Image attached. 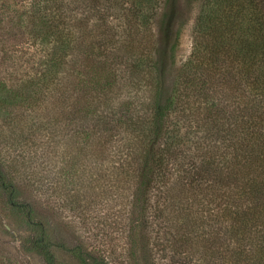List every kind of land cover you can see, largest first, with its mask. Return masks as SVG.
Returning a JSON list of instances; mask_svg holds the SVG:
<instances>
[{
    "label": "rangeland",
    "instance_id": "374dc122",
    "mask_svg": "<svg viewBox=\"0 0 264 264\" xmlns=\"http://www.w3.org/2000/svg\"><path fill=\"white\" fill-rule=\"evenodd\" d=\"M148 1L94 7V0H0V167L14 185V202L29 203L33 215L27 222L0 188V264H46L31 245L37 223L57 264H80L74 247L102 264H135L131 169L149 142L140 134L143 125L128 123L144 102L122 84L127 74L121 62L142 54L158 58L164 0ZM197 1L177 2L176 68L191 51ZM109 41L118 47L105 48ZM96 78L113 83L107 103L94 90H101ZM193 103L202 107L199 99ZM187 142L189 151L194 146ZM162 193L152 203L161 205ZM152 236L141 264H180L184 256L172 257L170 236ZM199 250L184 264L208 263L207 252Z\"/></svg>",
    "mask_w": 264,
    "mask_h": 264
},
{
    "label": "trees",
    "instance_id": "16d2710c",
    "mask_svg": "<svg viewBox=\"0 0 264 264\" xmlns=\"http://www.w3.org/2000/svg\"><path fill=\"white\" fill-rule=\"evenodd\" d=\"M110 1L112 6L116 2L94 0V7ZM177 2L162 3L158 58L142 54L121 62L127 74L122 84L144 102L128 123L136 119L143 125L140 134L149 142L131 169L136 174L130 222L135 264L149 250V237L159 240L163 233L170 236L172 257L185 261L201 248L206 264H264V0H198L191 51L176 68ZM109 44L118 47L109 41L105 48L111 50ZM144 51L140 48L137 55ZM101 78L95 81L101 90H94L107 103L113 83L102 85ZM193 97L201 108L192 104ZM187 139L194 146L189 151ZM165 174L170 181L164 184ZM0 188L7 204L19 207L33 223L31 205L14 202V185L1 167ZM158 192L165 200L161 205L152 203ZM37 225L32 247L46 264H57ZM71 252L80 264H102L79 247Z\"/></svg>",
    "mask_w": 264,
    "mask_h": 264
}]
</instances>
